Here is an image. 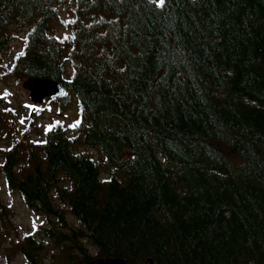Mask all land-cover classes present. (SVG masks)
Returning a JSON list of instances; mask_svg holds the SVG:
<instances>
[{"label": "trees", "instance_id": "1", "mask_svg": "<svg viewBox=\"0 0 264 264\" xmlns=\"http://www.w3.org/2000/svg\"><path fill=\"white\" fill-rule=\"evenodd\" d=\"M14 26L12 72L60 82L80 121L32 141L0 104L1 170L47 224L12 255L264 264V0H0V61Z\"/></svg>", "mask_w": 264, "mask_h": 264}, {"label": "rangeland", "instance_id": "2", "mask_svg": "<svg viewBox=\"0 0 264 264\" xmlns=\"http://www.w3.org/2000/svg\"><path fill=\"white\" fill-rule=\"evenodd\" d=\"M63 13L53 23L55 29L62 34L66 31L63 18L68 20L66 13ZM11 29L13 39L10 42L9 52L0 61V104L2 111H6L4 121L6 129L9 130L11 126L16 125L18 127L16 135L19 136L23 130L25 131L31 126L28 137L32 141H38L48 130L57 125L62 126L70 133H74L75 127L72 125H76L80 121V109L76 97H71V102L67 107H60L58 103L51 100L35 105L32 103L29 91L23 87L25 79L17 77L12 72L15 57L24 48L28 28L14 26ZM21 121L24 122L21 123ZM4 138L0 137V145L12 141V135L8 139ZM0 162H2L1 157ZM0 200L3 206L8 209L6 224L2 225L0 222V226L2 225L3 230L10 235V238L7 239L4 235H1L0 264H29L21 253L12 255L8 249L13 247V240H15L14 243H17L16 239H20L26 234H32L38 239L42 238L43 234L40 232L39 226L45 225L46 219L28 208L21 196L7 185L1 170V163ZM67 214L69 220L72 221L70 223L75 226L77 222L74 217L70 213ZM52 254L53 252L49 251L48 253L47 250L46 254L42 256V264H53L51 261L53 260L52 256L55 257L56 253Z\"/></svg>", "mask_w": 264, "mask_h": 264}, {"label": "water", "instance_id": "3", "mask_svg": "<svg viewBox=\"0 0 264 264\" xmlns=\"http://www.w3.org/2000/svg\"><path fill=\"white\" fill-rule=\"evenodd\" d=\"M23 87L29 91L34 103H41L45 97H58L64 93V88L59 82L48 78L30 77L23 82ZM86 264H127V262L122 258L99 257Z\"/></svg>", "mask_w": 264, "mask_h": 264}, {"label": "snow or ice", "instance_id": "4", "mask_svg": "<svg viewBox=\"0 0 264 264\" xmlns=\"http://www.w3.org/2000/svg\"><path fill=\"white\" fill-rule=\"evenodd\" d=\"M161 4H163V0H161ZM24 121H21V123H23ZM79 122H77L78 124ZM73 127L77 126V125H72Z\"/></svg>", "mask_w": 264, "mask_h": 264}]
</instances>
